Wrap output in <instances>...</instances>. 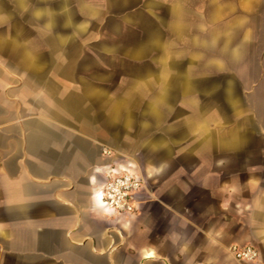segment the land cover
Instances as JSON below:
<instances>
[{"label":"crops","instance_id":"1","mask_svg":"<svg viewBox=\"0 0 264 264\" xmlns=\"http://www.w3.org/2000/svg\"><path fill=\"white\" fill-rule=\"evenodd\" d=\"M9 1L0 264L264 260V0ZM104 6L126 10L91 37ZM121 169L143 181L129 218L98 196Z\"/></svg>","mask_w":264,"mask_h":264},{"label":"built area","instance_id":"2","mask_svg":"<svg viewBox=\"0 0 264 264\" xmlns=\"http://www.w3.org/2000/svg\"><path fill=\"white\" fill-rule=\"evenodd\" d=\"M142 187L138 175L121 169L107 176L98 191L99 200L112 215L129 218L137 213L135 196ZM227 252L238 264H264L257 248L250 244L231 245Z\"/></svg>","mask_w":264,"mask_h":264},{"label":"rangeland","instance_id":"3","mask_svg":"<svg viewBox=\"0 0 264 264\" xmlns=\"http://www.w3.org/2000/svg\"><path fill=\"white\" fill-rule=\"evenodd\" d=\"M95 2H97L98 4H101L102 6L104 5V2L105 0H95ZM6 3H10L9 0H6ZM103 3V4H102ZM125 7H114L113 9L112 8H108L104 6V8H102V11L100 13V16L99 17H92V18H89V22H87V35L93 37H97V35L99 33H106V32H110L111 30V27L113 26V22L116 20V16H121L124 12H125ZM22 13H17L16 15L17 16H20ZM13 25L11 24H0V35L1 33H3L4 31L5 32H8L9 29L12 28ZM123 33H126L125 31ZM92 40H87L86 41V44L88 42H91ZM100 40H97L95 42H99ZM106 41H109V40H103L102 42H106ZM132 45L134 47H140L141 46V40L138 39V38H135L133 39L132 41ZM7 43H10L7 41ZM87 46H90V47H95V45H89L87 44Z\"/></svg>","mask_w":264,"mask_h":264}]
</instances>
